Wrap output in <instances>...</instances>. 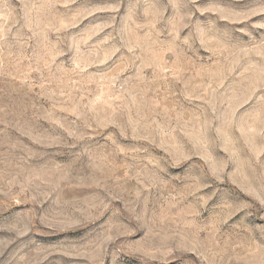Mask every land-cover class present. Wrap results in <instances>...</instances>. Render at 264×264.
<instances>
[{"label":"rangeland","instance_id":"obj_1","mask_svg":"<svg viewBox=\"0 0 264 264\" xmlns=\"http://www.w3.org/2000/svg\"><path fill=\"white\" fill-rule=\"evenodd\" d=\"M0 264H264V0H0Z\"/></svg>","mask_w":264,"mask_h":264}]
</instances>
